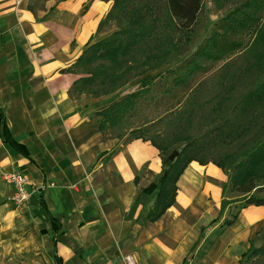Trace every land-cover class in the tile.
<instances>
[{"label": "crops", "instance_id": "1", "mask_svg": "<svg viewBox=\"0 0 264 264\" xmlns=\"http://www.w3.org/2000/svg\"><path fill=\"white\" fill-rule=\"evenodd\" d=\"M0 0V113L28 155L5 142L0 122V264H240L263 242L264 206L222 205L224 171L192 160L175 202L148 219L162 171L143 138L105 136L97 107L109 95L79 99L71 67L98 31L112 0ZM1 121V120H0ZM10 172L28 176L30 197L10 201ZM249 264V263H247Z\"/></svg>", "mask_w": 264, "mask_h": 264}, {"label": "trees", "instance_id": "2", "mask_svg": "<svg viewBox=\"0 0 264 264\" xmlns=\"http://www.w3.org/2000/svg\"><path fill=\"white\" fill-rule=\"evenodd\" d=\"M91 1L88 0L83 9H87ZM212 1L217 8L228 9L217 23L218 29L212 31L189 58L170 66L183 54L181 43L191 39L204 0H112L98 31L113 22L118 28L87 46L76 62L63 70L82 74L73 82L71 96L110 95L138 77L141 89L152 91L156 79L160 81L165 77H171L172 84L163 93L172 95V86L181 89L182 96L176 98L170 109L177 119H168L169 128L164 135L168 138L167 145L177 142L175 136L179 140L187 136L181 148H170L144 137L140 130L145 124L135 128L132 119L143 107V96L137 92L95 112L103 118L99 128L105 136L121 137L127 129L130 134L137 129L139 134H132L128 139L143 138L159 150L162 171L142 190L156 193L148 215L150 220L158 219L175 202L177 181L192 160L201 164L211 161L219 166L228 176L223 196L229 193L241 196L227 202L223 199V206L229 202L240 204L236 212L230 211L231 216L223 225H231L244 207L264 206V0ZM167 41L171 48L168 54L163 47ZM145 50V57L152 60L150 65L145 68V61L143 65H132ZM236 52H239L238 59H235ZM172 53L173 58H170ZM207 61L223 62L218 77L197 80L200 73L207 71ZM153 97L156 98L157 93L150 92L146 98L152 100ZM195 118L208 127L200 142L220 147L215 148L219 159L204 160L196 154L203 145H197L196 137L188 139L187 134ZM0 120L4 141L28 155L11 137L2 112ZM172 133L174 137L169 138ZM258 236L263 242L255 246L251 240L240 264L253 259L254 264H264V226Z\"/></svg>", "mask_w": 264, "mask_h": 264}, {"label": "rangeland", "instance_id": "3", "mask_svg": "<svg viewBox=\"0 0 264 264\" xmlns=\"http://www.w3.org/2000/svg\"><path fill=\"white\" fill-rule=\"evenodd\" d=\"M227 7H229V5ZM227 11H228V9H226V8L224 10L217 8L215 3L212 0H204V7L200 13L198 22H197L196 26L194 27V31L191 35V39L188 42L183 41L181 43V50H182L183 54L178 61L171 63L170 66L184 61L187 57L189 58L191 53H193L195 51V49L198 47V45L200 43H203L205 41V39L208 36H210L212 31L218 29L217 23H219V20L221 19V17L223 15H225V13ZM147 13H148V10L145 9V14H147ZM117 28H118V25H116V23L113 22V23H109L108 25H105L101 29L100 32H103L104 35L107 34L106 36L103 37V38H105L109 34H111L113 31H115ZM103 38H100V39L96 40L95 42H97ZM182 39H183V37H182ZM95 42H93V43H95ZM169 43L170 42L167 41L164 43L165 45L163 46L165 51L167 52V54L171 53V51L169 50V48H170ZM89 45H87V46H89ZM147 45L148 44L146 43L145 46H147ZM146 54H147V51L145 50L144 55L142 57H140V56L136 57L131 62V64L132 65H143V64L147 63L145 66V68H146L152 62V60H150V57H145ZM173 54L174 53H172L170 58H173ZM238 57H239V52H236L235 59H238ZM144 61H145V63H143ZM206 64H207V71L200 73L196 78L197 80L202 78V77H208V79H213L214 77H218L219 68L221 67L223 62L222 61H217V62L207 61ZM141 69L142 68H140V70ZM154 72L155 71H152L151 73H154ZM78 75H79V77L82 76V74H78ZM131 75H132V73H130L129 76H131ZM139 78L140 77L132 79L126 85L121 87L119 90L110 94V96L112 95L113 97L104 99L103 100V101H105L104 104L98 106L97 108L101 109L104 106H107L110 102L119 101L124 96H127L133 92H137V93L141 94L143 96V99H142L143 100V107H141L140 112H138V115L133 117V119H132L133 125L136 128L138 126L145 124V126H143L142 130H140V131H142V132H140V134L144 135V137H148L152 140H155L160 145H165V144L167 145L169 143L168 138L166 137V139H165L164 135H165L166 131H168V128H169V127H167L168 122H169L168 119L171 117L173 118V120L177 119V115H173V111L170 112V109L173 106V103L175 102L176 98H179L182 96V92L180 91L181 89L172 86V88H171V89H173L172 95L163 93V91H165V88L170 87V85L172 84L171 77H169V78L165 77L160 81H159V79H156L155 85H153V87H152V91L141 89L142 84L139 83V80H140ZM165 81H166V83H164ZM150 92H152L153 94L157 93V97L156 98L153 97L152 100H149V98H146L150 94ZM106 96H109V95H105V96H101V97H106ZM73 97H76L79 99L92 98L90 96H87L86 94H81L80 96H73ZM149 101H151V102H149ZM171 128H172V131H174L176 129L174 126ZM207 129H208L207 126L200 124L198 122L197 118H195L190 132H189V130L187 131V134L189 133L188 139H192L193 137H196L198 140L197 145H201V144L203 145V147H202L203 149H199L196 153L202 159H204V160L219 159L220 154L216 151L215 148H220V147H215L214 145L210 144V142H204V144L200 142L203 138V134L207 131ZM132 134H134V135L139 134V130L134 129ZM132 134H130V129H127L126 133H124L119 138H123L125 135H127V138H128ZM166 136H168V135H166ZM171 137H174V133L169 135V138H171ZM186 138H187V136H184V137H182V140H179L178 137L175 136V139L177 140V142L176 143L174 142L175 144L171 143L172 145L169 144L167 146L168 147L171 146L170 148H172L173 146L177 147V148H181V144L183 145L185 143ZM234 195H236V196H234ZM228 196L230 198H233V199H237V198L241 197L236 193H231V194L229 193ZM233 199H231V200H233ZM10 201L12 203H14V201L12 199H10ZM237 206H240V204L233 206V208H232L233 212L237 211V208H238ZM254 260L255 259H253V261ZM253 261H250L249 264H254Z\"/></svg>", "mask_w": 264, "mask_h": 264}, {"label": "built area", "instance_id": "4", "mask_svg": "<svg viewBox=\"0 0 264 264\" xmlns=\"http://www.w3.org/2000/svg\"><path fill=\"white\" fill-rule=\"evenodd\" d=\"M6 178L13 186V196L11 199L14 203L16 205L26 203L30 197L28 176L21 172H10L6 175ZM124 261L126 264H139L133 255H126Z\"/></svg>", "mask_w": 264, "mask_h": 264}]
</instances>
